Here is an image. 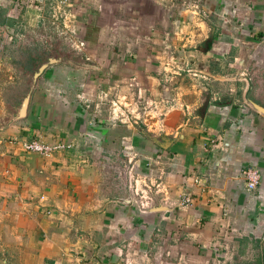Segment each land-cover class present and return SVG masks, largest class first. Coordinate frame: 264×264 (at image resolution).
Segmentation results:
<instances>
[{
    "label": "crops",
    "instance_id": "1",
    "mask_svg": "<svg viewBox=\"0 0 264 264\" xmlns=\"http://www.w3.org/2000/svg\"><path fill=\"white\" fill-rule=\"evenodd\" d=\"M51 1L0 0V264H264V0Z\"/></svg>",
    "mask_w": 264,
    "mask_h": 264
},
{
    "label": "built area",
    "instance_id": "2",
    "mask_svg": "<svg viewBox=\"0 0 264 264\" xmlns=\"http://www.w3.org/2000/svg\"><path fill=\"white\" fill-rule=\"evenodd\" d=\"M53 1L54 0H52L49 4L51 5L52 3H54ZM55 4L56 6L52 7L53 14H55L52 16L54 21L65 19V15L70 16V13H68V10H66L68 7L66 0H55ZM83 46L84 44L80 43L79 47ZM169 59L170 61L173 60L172 57H170ZM105 99V103L109 108L108 111L111 120L119 123H123L124 121L128 120L141 122L143 119H146L148 117L155 118L156 116L162 118L165 114V110H163L162 107L165 103H167L164 100L157 101L154 99H145L142 96H138L133 103H128L125 100L120 102L116 95L112 96V98ZM158 111L161 112L158 114ZM152 113H155V115H152ZM22 147L26 152L36 153L42 156H49L58 149L70 148V146L63 144H58L56 146L48 145L39 140L24 141L22 143ZM242 175L244 178L246 191H257L261 180L260 170L255 167H246L242 170ZM191 204L192 198L190 196H186L182 199L183 206H191Z\"/></svg>",
    "mask_w": 264,
    "mask_h": 264
},
{
    "label": "rangeland",
    "instance_id": "3",
    "mask_svg": "<svg viewBox=\"0 0 264 264\" xmlns=\"http://www.w3.org/2000/svg\"><path fill=\"white\" fill-rule=\"evenodd\" d=\"M66 10H68L67 12L69 13V9L67 8ZM71 14V13H70ZM63 25H65L63 22H62V26ZM51 27L50 28H55V26H59V25H57L56 23H55V25H50ZM64 28H65V26H63ZM56 29H58V27L56 28ZM55 29V30H56ZM67 29V28H66ZM62 43H64V45L62 46V47H64V49H62V50H64V51H67L68 50V48H70L69 46H70V43H69V40H68V37L66 36L65 38H62ZM71 46H72V44H71ZM67 49V50H66ZM158 101V100H157ZM149 118L150 117H148V118H146V119H143L141 122L142 123H144V121L146 120V121H148L149 120Z\"/></svg>",
    "mask_w": 264,
    "mask_h": 264
}]
</instances>
